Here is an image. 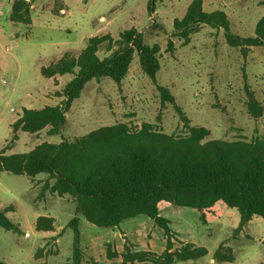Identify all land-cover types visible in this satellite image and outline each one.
Segmentation results:
<instances>
[{
  "label": "rangeland",
  "instance_id": "rangeland-1",
  "mask_svg": "<svg viewBox=\"0 0 264 264\" xmlns=\"http://www.w3.org/2000/svg\"><path fill=\"white\" fill-rule=\"evenodd\" d=\"M14 1L0 0V154L4 149L11 155L44 142L73 141L117 123L132 130L150 123L155 130L176 136H185L191 126H203L210 130L206 140L251 142L264 138V45L251 47L244 55L241 48L227 43L223 29L209 25H202L188 40L175 36L174 21L184 17L193 0H156L152 13L150 0H30L31 24L10 19ZM202 1L206 11L225 12L232 31L241 36H254L264 16V0ZM132 27L143 33L147 44L159 47L157 80L170 88L175 103H162L136 54L120 84L110 77L86 84L67 112L61 134H50L49 126L36 133L19 130V138L13 142L12 124L23 109L62 104L65 97L61 93L74 77L70 73L45 77L43 66L66 52L78 56L92 36L108 34L118 39ZM109 53L105 46L99 51L100 57ZM252 98L261 108L258 115L251 109ZM48 183L47 174L0 173V209L14 205L8 216L22 229L16 233L0 225V261L62 264L71 260L74 231L66 227L76 202L71 195L51 192ZM160 209L170 220L173 249L186 243L207 249L197 264L264 262L262 217L253 216L240 229L238 210L226 205L215 206L205 221L190 207L163 201ZM40 216L53 217L55 230L37 231ZM81 230L84 259L96 264L121 262L126 247L159 255L168 243L165 231L145 215L125 220L116 228L99 227L82 217ZM221 245L223 253L235 256L233 262L215 259ZM109 252L117 257L110 258Z\"/></svg>",
  "mask_w": 264,
  "mask_h": 264
},
{
  "label": "trees",
  "instance_id": "trees-1",
  "mask_svg": "<svg viewBox=\"0 0 264 264\" xmlns=\"http://www.w3.org/2000/svg\"><path fill=\"white\" fill-rule=\"evenodd\" d=\"M156 0H150L149 11H155ZM10 19L24 24L32 23V2L15 0ZM202 25L223 29L227 43L241 48L244 55L251 47L264 45V16L258 22L254 36L235 34L231 22L223 11H206L202 0H193L182 19L174 21V34L189 39ZM106 47L110 52L100 57ZM173 48V41L169 40ZM139 56L143 71L160 92L162 103H175L169 87L160 84L157 73L161 68L159 47L144 41L143 33L132 27L120 33L118 39L110 35L92 36L81 53L66 52L59 60L43 66L45 77L74 74L62 91V104L40 109L24 108L12 124L13 142L18 131L36 133L47 126L50 134H61L67 123V112L78 99L86 84L94 79L110 77L120 84L127 76L135 55ZM255 115L261 110L252 98ZM182 113L180 107H177ZM187 121V118L183 116ZM210 130L191 126L185 136L167 134L144 123L132 130L125 123L104 126L75 140L63 139L60 143L44 142L24 152L0 154V173L36 177L47 174L51 192L71 195L76 202L75 214L66 228L74 231L73 253L70 261L62 264H96L84 259L81 218L105 228H116L123 221L145 215L162 228L167 237L166 249L159 255L146 250L126 247L121 262L109 264H197L207 254L203 246L191 243L173 249L170 220L163 216V201L193 208L206 214L215 206L226 205L240 214L239 228H244L253 216L264 219V138L246 140H206ZM54 180L50 185V181ZM14 205L0 209V225L16 233L22 231L20 223L13 222L8 213ZM54 218L40 216L37 231L55 230ZM215 252L219 262H233L235 256ZM110 258L117 253L108 254ZM194 262V263H192ZM0 264H7L0 261ZM36 264H51L48 262ZM260 264H264L261 262Z\"/></svg>",
  "mask_w": 264,
  "mask_h": 264
}]
</instances>
